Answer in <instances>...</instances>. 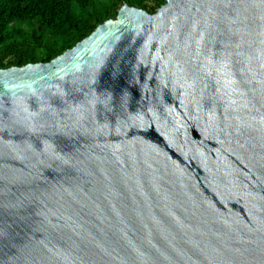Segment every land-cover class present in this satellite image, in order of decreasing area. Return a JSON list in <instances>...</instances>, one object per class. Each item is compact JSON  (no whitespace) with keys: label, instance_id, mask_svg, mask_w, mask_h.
<instances>
[{"label":"water","instance_id":"water-1","mask_svg":"<svg viewBox=\"0 0 264 264\" xmlns=\"http://www.w3.org/2000/svg\"><path fill=\"white\" fill-rule=\"evenodd\" d=\"M0 264H264V0L123 3L0 68Z\"/></svg>","mask_w":264,"mask_h":264},{"label":"trees","instance_id":"trees-1","mask_svg":"<svg viewBox=\"0 0 264 264\" xmlns=\"http://www.w3.org/2000/svg\"><path fill=\"white\" fill-rule=\"evenodd\" d=\"M164 0H0V68L48 61L116 16L123 4L152 13Z\"/></svg>","mask_w":264,"mask_h":264}]
</instances>
